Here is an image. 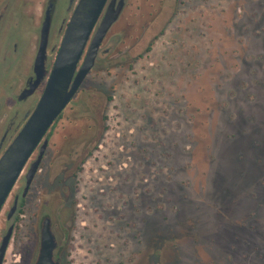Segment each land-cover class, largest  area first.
<instances>
[{
  "label": "rangeland",
  "instance_id": "obj_1",
  "mask_svg": "<svg viewBox=\"0 0 264 264\" xmlns=\"http://www.w3.org/2000/svg\"><path fill=\"white\" fill-rule=\"evenodd\" d=\"M48 1L0 0L25 54ZM57 1L55 22L68 21L78 0ZM107 38L51 130L4 264H35L46 216L62 264H264V0H128ZM18 60L2 69L0 138L28 69Z\"/></svg>",
  "mask_w": 264,
  "mask_h": 264
},
{
  "label": "water",
  "instance_id": "obj_2",
  "mask_svg": "<svg viewBox=\"0 0 264 264\" xmlns=\"http://www.w3.org/2000/svg\"><path fill=\"white\" fill-rule=\"evenodd\" d=\"M127 4L128 0H78L49 73L46 60L52 16L50 9L46 11L34 64L36 78L31 90L24 95L30 94L46 77L48 81L35 110L0 156V214L27 166L23 197L29 192L48 148L49 140L46 137L49 131L94 69L105 37L120 20ZM36 152L37 158L29 165ZM18 212L17 198L7 214L9 226L0 242V264H4ZM57 248L52 219L46 216L41 224L40 247L35 264H62L56 258Z\"/></svg>",
  "mask_w": 264,
  "mask_h": 264
},
{
  "label": "flooded vegetation",
  "instance_id": "obj_3",
  "mask_svg": "<svg viewBox=\"0 0 264 264\" xmlns=\"http://www.w3.org/2000/svg\"><path fill=\"white\" fill-rule=\"evenodd\" d=\"M57 2H58L57 0H49L48 1L47 6H46V10L44 12V15L42 16L41 20L39 21V25L42 28L43 23H44V21L46 19V11L48 9H50V14L52 16V21H51L49 46H48V50H47V60H46V69H47L48 73L50 72V70H51V68H52V66H53V64L55 62L57 53H58L59 48H60V47H57L58 46L57 44H55L54 47H50L51 36L55 32V30H57L56 34H54V37H55V39L57 38V40H58V38L61 35H64L65 29H66V27L68 25V22H69V20L67 21L66 19L63 22L62 21L55 22V14H56V11H57ZM74 3H75V0H71L69 11L72 9ZM4 8H5V11H8V9H10V5L7 4V5L4 6ZM7 14H8V12H1L0 11V32L1 31L3 32V30H6V32H5L6 36H9L10 38H13L14 36H16V35H13V34L17 32L20 21H19V18H14L13 17L11 19L9 18L11 20V22H10L9 19L6 17ZM54 25H55V27H54ZM8 32H10V34H8ZM40 32H41V29H40ZM107 37H108V34L105 37V39H104V41L102 43V46L100 48V51H99V55L101 53H104L105 57L108 56L111 53V51L114 49V46H115V43H116V42L115 43L113 42L111 44L112 47H107V48L103 49V47L105 46V42L108 39ZM62 38H63V36H62ZM15 40H16V37H14V43L13 44H12L11 39H9V43H4V47H3L4 52L2 53V56H1V52L2 51L0 49V82L3 79V77H6L7 73H9V72H11L13 70L14 65L19 61L18 59H20V58H24L25 59L24 61L27 63L28 69L25 70L24 76L21 79L20 86L18 88H15L14 85H10V87H9L8 96L12 100L11 112L13 114V118L11 119L10 123L8 124L3 136L0 138V153H1L2 149H3V147L5 146V144L7 143V141L10 139V136H11L10 133H12V129H13V126L15 124V121L17 120V118L22 116L20 124L18 126H16V128H18V132H17V134H18L19 131L24 126V124L26 123L28 117L35 110L37 104L39 103V101H40V99H41V97H42V95L44 93V90L46 88L47 81H48V77H46L44 80H42L40 82V84L34 90L31 91L30 94H25L24 95L25 92L31 90V86L34 84V81H35V78H36L35 72H34V64H35V60H36V57H37V53H38L39 47H36L34 50L30 51L28 54H27V52L25 54V53L21 52V49L17 45V42H16L17 40L16 41ZM11 45H12V47H11ZM82 62H83V60L80 62V64H82ZM3 67H7L8 68L7 73L2 71ZM60 117H59V119H60ZM56 122H55V124H56ZM55 124L53 125L51 130L54 128ZM51 130L49 131V133H48V135L46 137L48 140H49V136H50ZM48 147H49V144H48ZM47 154H48V148H47V150L45 152V155L43 157V161H42V163L40 165V168H39L38 172H40L41 169L43 168L42 166H44ZM34 160H32L29 163V165ZM30 189H31V187H30ZM25 197H23V192H22V195H19V194L16 195L15 199L18 198V200L20 202Z\"/></svg>",
  "mask_w": 264,
  "mask_h": 264
},
{
  "label": "trees",
  "instance_id": "obj_4",
  "mask_svg": "<svg viewBox=\"0 0 264 264\" xmlns=\"http://www.w3.org/2000/svg\"><path fill=\"white\" fill-rule=\"evenodd\" d=\"M23 212V211H22ZM57 260H58V257L56 256Z\"/></svg>",
  "mask_w": 264,
  "mask_h": 264
}]
</instances>
